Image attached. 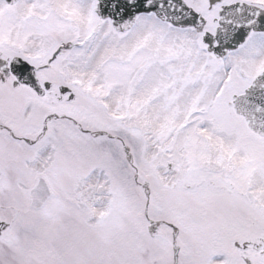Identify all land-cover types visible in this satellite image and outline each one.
I'll return each instance as SVG.
<instances>
[{"label":"snow or ice","instance_id":"1","mask_svg":"<svg viewBox=\"0 0 264 264\" xmlns=\"http://www.w3.org/2000/svg\"><path fill=\"white\" fill-rule=\"evenodd\" d=\"M0 264H264V0H0Z\"/></svg>","mask_w":264,"mask_h":264}]
</instances>
